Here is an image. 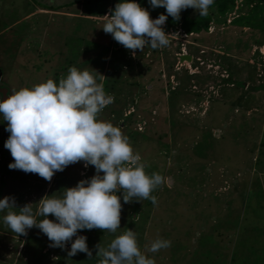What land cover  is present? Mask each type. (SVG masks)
Masks as SVG:
<instances>
[{"label":"rangeland","instance_id":"1","mask_svg":"<svg viewBox=\"0 0 264 264\" xmlns=\"http://www.w3.org/2000/svg\"><path fill=\"white\" fill-rule=\"evenodd\" d=\"M65 1L0 0V99L48 78L56 83L70 66L87 68L113 98L98 118L118 126L145 171L162 177L151 193L155 204L137 200L134 213L132 199L121 198L117 233L77 235L102 245L129 225L154 264H264V26L233 23L250 5L235 0L223 15L211 8L209 27L199 33L163 24L167 46L130 52L103 31L107 17L96 25L44 11ZM6 123L0 121V197L35 208L42 196L91 177V165L79 161L50 181L9 169ZM157 237L169 246L147 252ZM49 243L35 226L16 235L0 223V264H91L96 254L88 247L92 257H68L70 244Z\"/></svg>","mask_w":264,"mask_h":264},{"label":"clouds","instance_id":"2","mask_svg":"<svg viewBox=\"0 0 264 264\" xmlns=\"http://www.w3.org/2000/svg\"><path fill=\"white\" fill-rule=\"evenodd\" d=\"M148 4L153 8L162 6L165 11L151 18L139 0H117L110 14H105L103 31L130 52L143 50L145 45L158 49L169 43V33L162 28L168 16L178 20L186 8L206 16L213 0H148ZM112 99L87 68L78 70L74 66L56 83L48 78L30 87L13 89L0 99V121L7 122L8 132L4 148L12 157L9 169L34 173L50 181L55 172L71 163L79 161L84 167L94 168L91 177L63 188L59 195L42 196L35 208L32 203L17 207L9 196L0 197V223L9 231L23 235L35 226L47 237L50 247L63 249L70 244L68 257L78 251L92 257L86 237L77 235L78 230L97 228L117 233L121 198L125 203L133 198L156 203L151 193L162 182L161 175L147 173L146 165L133 154L120 128L98 118ZM169 244L157 237L147 252L155 253ZM94 247L97 264H154L139 249L132 229Z\"/></svg>","mask_w":264,"mask_h":264},{"label":"trees","instance_id":"3","mask_svg":"<svg viewBox=\"0 0 264 264\" xmlns=\"http://www.w3.org/2000/svg\"><path fill=\"white\" fill-rule=\"evenodd\" d=\"M244 1L247 2L248 5H250L249 12H247L246 14L238 15L233 19V23L242 27H249L253 24H255L256 26H264V0ZM234 2L235 0H213V4L209 7L208 14L206 16H199L198 13L192 8H186L180 12L178 20H173L171 16H168L164 22V25L170 27L171 29L180 27L185 33H199L201 31H206L212 19V14L210 12L211 8H214V11L217 15H223L234 5ZM148 11L151 18H156L159 14L163 13V11L159 12L150 9ZM88 171L89 175L92 176L94 174L93 166H91L90 169L88 168ZM132 201V210L135 213L139 210V206L137 204V199L133 198ZM128 223H131V221H128ZM128 227L129 225L127 226V228ZM95 243L97 242H95L89 234V236L86 237V244L90 249H92L94 253H96V248L93 245ZM102 245L105 244L103 243ZM95 256L96 254L91 258V262L93 261L91 264H97L98 257Z\"/></svg>","mask_w":264,"mask_h":264},{"label":"crops","instance_id":"4","mask_svg":"<svg viewBox=\"0 0 264 264\" xmlns=\"http://www.w3.org/2000/svg\"><path fill=\"white\" fill-rule=\"evenodd\" d=\"M116 2L117 0H112L111 2L110 0H67L57 5V7H55V5L53 7H44L46 9L44 11H49L72 19H85L97 25L101 23L99 20L106 18L105 14L110 13Z\"/></svg>","mask_w":264,"mask_h":264},{"label":"water","instance_id":"5","mask_svg":"<svg viewBox=\"0 0 264 264\" xmlns=\"http://www.w3.org/2000/svg\"><path fill=\"white\" fill-rule=\"evenodd\" d=\"M4 92H5V89H3L2 93H4Z\"/></svg>","mask_w":264,"mask_h":264},{"label":"built area","instance_id":"6","mask_svg":"<svg viewBox=\"0 0 264 264\" xmlns=\"http://www.w3.org/2000/svg\"><path fill=\"white\" fill-rule=\"evenodd\" d=\"M107 14H110V13H107Z\"/></svg>","mask_w":264,"mask_h":264}]
</instances>
